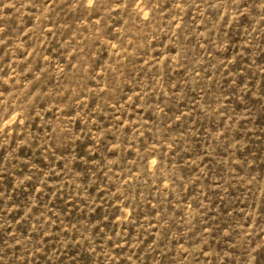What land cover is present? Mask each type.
I'll return each mask as SVG.
<instances>
[{
	"label": "rangeland",
	"instance_id": "rangeland-1",
	"mask_svg": "<svg viewBox=\"0 0 264 264\" xmlns=\"http://www.w3.org/2000/svg\"><path fill=\"white\" fill-rule=\"evenodd\" d=\"M0 264H264V0H0Z\"/></svg>",
	"mask_w": 264,
	"mask_h": 264
}]
</instances>
